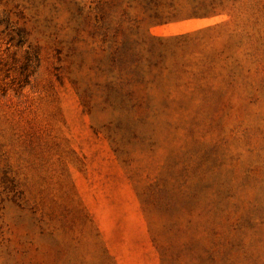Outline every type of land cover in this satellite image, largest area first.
Listing matches in <instances>:
<instances>
[{
	"label": "rangeland",
	"instance_id": "1",
	"mask_svg": "<svg viewBox=\"0 0 264 264\" xmlns=\"http://www.w3.org/2000/svg\"><path fill=\"white\" fill-rule=\"evenodd\" d=\"M0 264H264V0H0Z\"/></svg>",
	"mask_w": 264,
	"mask_h": 264
}]
</instances>
